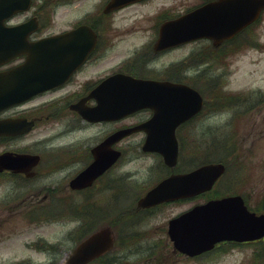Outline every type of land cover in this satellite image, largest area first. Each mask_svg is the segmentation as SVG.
Here are the masks:
<instances>
[{"label":"flooded vegetation","instance_id":"1","mask_svg":"<svg viewBox=\"0 0 264 264\" xmlns=\"http://www.w3.org/2000/svg\"><path fill=\"white\" fill-rule=\"evenodd\" d=\"M26 1V8L15 10L3 24L18 26L16 32L27 44L50 39V55L64 60L38 59L33 63L36 66L27 68L18 79L42 88L0 109V242L10 241L13 235L10 231L23 228L17 235L29 238L24 240L25 248L45 255L38 261L27 257L3 264L56 263L68 240L73 239L64 237L54 244L38 233V228L67 223L73 216L76 220L72 222L79 227V236L83 239L95 226L101 225V215L95 220H90V215L101 210L102 204L110 209L104 215L110 216L113 244L117 242L119 247L111 253L106 252L109 255L98 264H140L137 258L145 253L148 254L145 261L155 258L156 264H160L164 251L147 252L156 246L147 244L155 234L164 235L171 254L180 258H200L220 247L253 246L254 261L261 264L260 246L264 237L242 242L224 240L215 244L212 250L192 258L175 250L168 236V223L183 211L168 216L166 222L160 224H157L156 211L194 198L147 208L136 204L146 190L161 180L193 168L181 162L180 145L184 140H188L189 147L194 145V124L210 104L206 106L204 100L201 111L176 127L179 151L177 162L172 166L164 162L159 152L143 150L147 130L159 132L164 128L160 123H148L154 115L152 107H143L121 117L116 114L119 87L111 77L118 73L184 83L193 88H198L200 82L210 88L212 84L208 78L223 82V76L228 72L222 66L225 51L235 44L240 37H236L238 34L221 40L199 37L162 47L157 42L164 22L219 0H193L185 10L181 8V0H139L115 7L110 5L113 0H92V7L80 12L73 8L81 7L88 0ZM18 5L23 7L24 3ZM145 7L154 9L151 13L136 12ZM121 12H128L130 20H118L117 15ZM260 21L261 17L252 25L256 26ZM81 27L87 30H79ZM87 47L91 48L82 62L76 63L65 76H54L55 64H71L68 59L78 58ZM183 49L182 54L173 55ZM31 56L40 58L38 52L23 51L1 64L0 71L21 68ZM214 61H217V69ZM48 83L52 85L44 86ZM91 108H98V117H85V112ZM166 120L165 117L158 119ZM145 123L147 130L138 129L120 139L114 138L119 130ZM134 163H137L134 168L127 167ZM87 168L102 172L84 186L73 188L71 181ZM143 188L146 190L139 195ZM122 198L131 208L127 218H118L117 208L111 210ZM157 225L160 226L155 227ZM68 256L69 253H65L61 261L66 263ZM250 256L251 253L248 259Z\"/></svg>","mask_w":264,"mask_h":264},{"label":"water","instance_id":"2","mask_svg":"<svg viewBox=\"0 0 264 264\" xmlns=\"http://www.w3.org/2000/svg\"><path fill=\"white\" fill-rule=\"evenodd\" d=\"M132 1L136 0H123ZM19 2H23L24 6L28 4L26 0H0V64L23 51L38 52L40 58L31 56L25 66L0 72V109L23 100L42 88L18 79L27 68H34L36 65L33 63L38 59L64 60L50 55L47 40L25 44L20 41L16 32L18 26L3 25L4 18L18 8ZM263 8L264 0H220L214 4H206L165 23L161 27L158 44L166 46L201 36H213L216 40L230 37L256 19ZM174 27L181 30L172 32ZM169 29L171 32L167 33ZM88 50V47L82 50L81 56L76 59H68L71 64H55L54 76L63 77L69 73ZM48 68L51 69V66ZM113 80H117L119 84L116 96L117 116L142 107H152L154 115L148 123H160L164 128L157 132L147 130V124L139 125L137 128H145L148 133L143 149L159 152L166 164L174 165L178 151L175 128L199 111L202 104L201 95L185 84L168 81L143 80L123 75L114 76ZM51 85L52 83H48L44 86ZM90 115L95 118L99 116L96 109L85 112V117ZM160 117L167 120L158 121ZM132 130L134 129L119 131L117 138ZM223 172V163L209 162L188 172L171 175L147 191L138 200V206L147 207L208 191ZM81 175L74 180L72 186L82 184ZM168 232L175 248L194 255L212 248L221 240L242 241L263 236L264 213L257 215L250 212L238 194L212 198L171 219ZM109 244L107 229H101L76 247L69 264H85L108 248Z\"/></svg>","mask_w":264,"mask_h":264},{"label":"rangeland","instance_id":"3","mask_svg":"<svg viewBox=\"0 0 264 264\" xmlns=\"http://www.w3.org/2000/svg\"><path fill=\"white\" fill-rule=\"evenodd\" d=\"M181 2V8L185 10L192 5L193 0H181ZM91 7L92 0H88L81 7L73 8V10L80 12L81 9ZM153 9V7H145L136 12L140 14L151 13ZM128 16V12H121L117 15V19L128 21L130 20ZM136 35L140 37L144 36V34L140 33H136ZM231 46L230 50L225 51L227 53L224 56V65L222 66L226 67L228 72L223 76V82H217L214 80V77L212 81L209 78L207 79L210 84L217 82L215 87L212 84L211 89L207 88L208 90L206 91L205 96L208 99H212L209 102L211 105L207 110H204L194 124V145L189 147L187 145L188 140H184L182 157L184 159L186 156L188 147L189 155L186 157L185 163L190 158L197 159L198 157H204V155L213 153L215 150L210 149L213 146V139L214 148L216 142L223 143L224 151L226 154H229V159L232 162L231 165L235 164L236 169L231 167V165L229 166L224 177L214 187L215 190L212 192V195H222L224 190L239 188V191L247 195L252 201V199H256L258 196L264 197V13L262 14L261 21L255 27L249 29L246 35ZM184 50L175 51L173 55L182 54ZM213 65L215 69L218 68L217 61H214ZM199 85H202V83L200 82ZM253 90H256V96L251 95L252 99H235L239 97L236 95L237 93ZM219 92L225 95L229 103L221 108V110L216 111L213 109V105L217 99L215 95ZM233 101L237 102L231 105ZM136 165L137 163H134L127 167L132 169ZM206 199V197L197 196L194 199L159 209L156 211V217H159L157 224H160L162 221L165 223L168 216H173L196 203L204 202ZM125 203L126 199H119L111 210ZM101 206V210H97L90 215V220L98 219L99 215L104 217V214L110 211L108 205L102 204ZM74 226L75 222L72 221L59 224L54 223L48 225L47 228L39 227L38 233L43 234L56 244L64 237H69L68 233ZM22 229L10 231L13 234L10 241L0 242V264L18 261L27 257H30L34 261L44 259L45 255L40 252H34L25 248L24 240L29 238L17 235ZM3 238H6V236H3ZM164 241L166 242L165 236L161 234H155L147 241V244L150 246L156 244L153 250L147 251L148 253L153 252L155 249L165 251L164 256H162L163 264H257L252 259L253 255L248 259L253 246L220 247L213 253L201 258L189 259L172 255ZM163 243L164 246H162ZM72 247L73 241L69 239L64 253L60 252L61 255L57 257L56 264H65L61 261L62 256L65 253H69ZM147 255L145 253L138 256L137 259H139L140 264H156L157 260H154L155 258L145 261ZM166 255L169 259L165 257Z\"/></svg>","mask_w":264,"mask_h":264},{"label":"trees","instance_id":"4","mask_svg":"<svg viewBox=\"0 0 264 264\" xmlns=\"http://www.w3.org/2000/svg\"><path fill=\"white\" fill-rule=\"evenodd\" d=\"M207 90L208 89H205V93ZM216 97H217V99L215 100L216 104H215L214 109L218 110V109L225 107L226 103H228L227 99L225 98V95H223L222 93H218ZM210 149L215 150V151L211 154L204 155V157H198L197 159L190 158V160L186 164H189L192 167V166H197L199 164H202L205 162H210V161L229 162L230 156H229V154L225 153L223 143L221 144V143L216 142L215 148H214V141H213V146L210 147ZM227 150H228V148H227ZM217 151H220V152H217ZM232 191H234V192L239 191V188L231 190V192ZM211 195H212V193H210L208 196H211ZM258 208H259V210L264 211V197L262 199V202L258 205ZM120 210H121V208L118 209V216H119L118 218H120V216H122L124 214L129 213V211H127V210H123L121 212H120Z\"/></svg>","mask_w":264,"mask_h":264}]
</instances>
